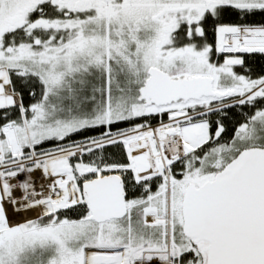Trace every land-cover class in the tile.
I'll return each instance as SVG.
<instances>
[{
	"label": "snow or ice",
	"instance_id": "6c2138e0",
	"mask_svg": "<svg viewBox=\"0 0 264 264\" xmlns=\"http://www.w3.org/2000/svg\"><path fill=\"white\" fill-rule=\"evenodd\" d=\"M0 264H264V0H0Z\"/></svg>",
	"mask_w": 264,
	"mask_h": 264
}]
</instances>
